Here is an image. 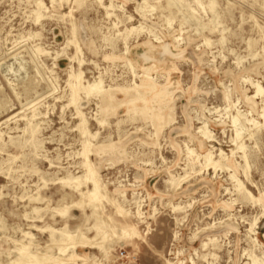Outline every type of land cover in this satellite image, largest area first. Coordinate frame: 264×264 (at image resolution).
<instances>
[{
    "label": "rangeland",
    "instance_id": "obj_1",
    "mask_svg": "<svg viewBox=\"0 0 264 264\" xmlns=\"http://www.w3.org/2000/svg\"><path fill=\"white\" fill-rule=\"evenodd\" d=\"M169 1L0 0V264H264V0Z\"/></svg>",
    "mask_w": 264,
    "mask_h": 264
},
{
    "label": "bare ground",
    "instance_id": "obj_2",
    "mask_svg": "<svg viewBox=\"0 0 264 264\" xmlns=\"http://www.w3.org/2000/svg\"><path fill=\"white\" fill-rule=\"evenodd\" d=\"M168 3H170V1L168 0ZM79 79V78H78ZM80 81V80H79ZM73 98V97H72ZM75 103V102H74ZM205 130V129H204ZM84 154V153H83ZM86 165V164H85ZM90 172V171H89ZM91 173V172H90ZM94 173V172H93ZM85 179V178H84ZM87 179V178H86ZM85 179V180H86ZM94 179V178H93ZM75 181V180H74ZM64 182V181H63ZM96 182V181H95ZM65 183H67V182H65ZM71 184H75V182L74 183H71ZM77 184V183H76ZM93 184V183H92ZM77 186H78V184H77ZM77 189V191H79V195H80V199L82 200V204L83 205H85V202H92L93 204L96 202V201H98V198H100V197H98L97 198V194L98 193H96V191L95 192H91V191H88V190H86V191H84V190H79V188H76ZM98 192V191H97ZM101 199H103L102 197H101ZM100 199V200H101ZM81 204V205H82ZM96 204V203H95ZM75 205H76V203H75ZM87 205V204H86ZM78 206V205H77ZM73 207V206H72ZM85 207V206H84ZM74 208H77V207H75L74 206ZM67 209V208H66ZM101 209V208H100ZM97 210V207H95V209L93 210L94 212ZM96 213V212H95ZM60 214V213H59ZM99 215V214H98ZM97 215V216H98ZM125 231V230H124ZM123 231V232H124ZM106 235H104V237L102 238V240L101 241H99V243H97L96 242V244H94L93 242V244L94 245H96V246H98V248L99 247H102L103 248V246H102V244L104 243V242H106L108 239H111V238H114L115 236H114V234H112V231L111 230H106ZM118 234V233H117ZM130 234H133V233H130ZM136 234V233H135ZM67 236H68V238L70 239V242H69V244H62L61 245V247L60 248H58V251H59V253H61V254H65V253H68V252H66V247H67V245L69 246V245H71V247H75V245H77V246H86V245H88V244H91L90 243V240H88V239H86V238H83V237H80V236H78V235H73V234H67ZM119 236V235H118ZM92 241V240H91ZM88 246H91V245H88ZM105 247V246H104ZM104 249V248H103ZM19 252H20V254H21V256H22V260H23V263H25V264H41L32 254H30L27 250H26V247H24V246H22V247H20V249H19ZM50 256H48V259H50L49 258ZM54 256H52V258H53ZM66 258L68 259V261L69 260H80L81 258H83L81 255H78V254H75V252L74 253H71V254H68L67 256H66ZM60 259H58L57 260V264H60V263H62V261H59ZM58 261H59V263H58ZM66 261V260H65ZM64 261V262H65ZM15 262L16 261H14V262H12L13 264H15Z\"/></svg>",
    "mask_w": 264,
    "mask_h": 264
}]
</instances>
